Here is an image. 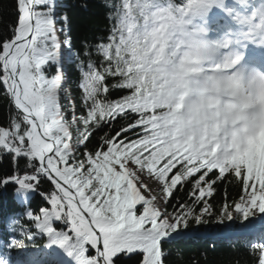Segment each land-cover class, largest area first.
Returning a JSON list of instances; mask_svg holds the SVG:
<instances>
[{
  "label": "snow or ice",
  "instance_id": "obj_1",
  "mask_svg": "<svg viewBox=\"0 0 264 264\" xmlns=\"http://www.w3.org/2000/svg\"><path fill=\"white\" fill-rule=\"evenodd\" d=\"M124 6H112L106 40L85 38L75 54L76 96L66 87L65 52L76 47L71 8L63 0H14V19L0 33V94L9 112L0 122V160L9 162L0 196L14 189L26 207L0 218V264H13L12 250L38 237L47 241L43 264L133 257L134 264H172L170 246L198 235L213 216L248 229L252 264H264V149L235 128L185 134L124 75ZM113 91L126 94L113 98ZM229 178L238 191L231 201L225 192L217 206ZM36 196L43 206L32 208Z\"/></svg>",
  "mask_w": 264,
  "mask_h": 264
},
{
  "label": "clouds",
  "instance_id": "obj_2",
  "mask_svg": "<svg viewBox=\"0 0 264 264\" xmlns=\"http://www.w3.org/2000/svg\"><path fill=\"white\" fill-rule=\"evenodd\" d=\"M124 5L121 71L178 118L182 132L264 120V0Z\"/></svg>",
  "mask_w": 264,
  "mask_h": 264
},
{
  "label": "trees",
  "instance_id": "obj_3",
  "mask_svg": "<svg viewBox=\"0 0 264 264\" xmlns=\"http://www.w3.org/2000/svg\"><path fill=\"white\" fill-rule=\"evenodd\" d=\"M88 3V7L85 9L81 5ZM121 0H63V3L71 8L69 16L71 18L72 31L75 39L76 47L71 50L72 59L66 66V76L68 77V83L66 87L73 91V94L78 96L79 90L76 87V82L79 79L80 73L77 70V57L76 53L81 51L80 45L85 42L90 45H95L101 42V38L106 40L110 35V28L114 23V20L109 17V13L114 11L112 7L115 4L120 3ZM14 0H0V33L6 30V26L9 25L14 19ZM82 58V57H81ZM99 57L93 55V59L96 60ZM127 58V56H126ZM129 75L131 72L129 71ZM114 83V81H109ZM126 93L113 91V98L124 95ZM161 112H167L166 107H160ZM8 104L2 94H0V122L6 121L8 118ZM107 131V129H104ZM98 133L97 135H101ZM95 141L89 145L93 147ZM9 162L7 159L0 160V171L7 169ZM48 185H42L41 190L47 188ZM238 188L231 182V178L225 181L219 187L218 195L215 198L217 206L223 201L225 192L228 193L229 201L235 197ZM178 195H183L178 193ZM32 208H36L42 205L41 198L36 196L33 198ZM26 205L22 204L14 199V189H9L8 193L4 196H0V218L5 213L12 214L22 213L25 210ZM216 224V217L213 216L209 220V224L203 229L219 228ZM202 230V229H201ZM5 231V225L3 220L0 219V236H3ZM210 238H189L186 242L175 243L170 246L171 255L169 260L172 264H195V260L199 261V264H252V257L249 255L248 249L245 243L238 242L236 240H229L227 242L216 240L215 248L212 247ZM47 242L46 238H37L36 241H25L27 248L41 246L42 243ZM13 249L11 258L13 259L16 253L20 250ZM135 257L131 260L125 261V264H134Z\"/></svg>",
  "mask_w": 264,
  "mask_h": 264
},
{
  "label": "rangeland",
  "instance_id": "obj_4",
  "mask_svg": "<svg viewBox=\"0 0 264 264\" xmlns=\"http://www.w3.org/2000/svg\"><path fill=\"white\" fill-rule=\"evenodd\" d=\"M261 140H264V134L262 132L259 135H257L255 139L251 140L252 145L256 150L262 149V147H260L258 143V141H261ZM218 226H223V227H220L219 229L223 228L229 231L245 229V228H242L239 224L234 223V222H229V221H225L224 225H218ZM210 230H213V229H210ZM238 237H240V235H238ZM246 238H250V234ZM22 251L23 249L21 250L19 255L16 257L14 264H19L20 260L26 261L28 264H30V261H32L31 264H40V263H43V261L47 259L46 254H45V249L43 247L38 248V249H30L28 250V253H24L26 251H23V252ZM37 257H40V259L38 260Z\"/></svg>",
  "mask_w": 264,
  "mask_h": 264
},
{
  "label": "bare ground",
  "instance_id": "obj_5",
  "mask_svg": "<svg viewBox=\"0 0 264 264\" xmlns=\"http://www.w3.org/2000/svg\"><path fill=\"white\" fill-rule=\"evenodd\" d=\"M259 145L260 147H262V149H264V140L259 141ZM19 264H28V263L26 261L20 260Z\"/></svg>",
  "mask_w": 264,
  "mask_h": 264
},
{
  "label": "water",
  "instance_id": "obj_6",
  "mask_svg": "<svg viewBox=\"0 0 264 264\" xmlns=\"http://www.w3.org/2000/svg\"><path fill=\"white\" fill-rule=\"evenodd\" d=\"M226 231H227V229H221V230H217V231H215V232H223V233H226ZM211 232H214V231H211Z\"/></svg>",
  "mask_w": 264,
  "mask_h": 264
}]
</instances>
